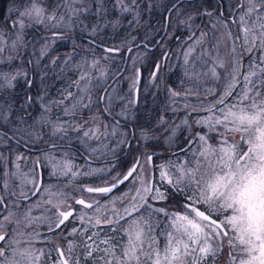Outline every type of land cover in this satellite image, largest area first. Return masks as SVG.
Segmentation results:
<instances>
[{
	"label": "snow or ice",
	"instance_id": "1",
	"mask_svg": "<svg viewBox=\"0 0 264 264\" xmlns=\"http://www.w3.org/2000/svg\"><path fill=\"white\" fill-rule=\"evenodd\" d=\"M93 3L98 19L89 26L80 19V15L91 12ZM184 4L185 0H174L168 11L179 12ZM133 5L139 8L137 0H129L128 3L114 0L113 7H118L120 13L124 14L133 12ZM187 6L190 11L181 23L194 21L197 16H214V11L200 0H187ZM219 6L220 0H217ZM60 7L64 8L63 13H59ZM151 7L149 4V10ZM237 7L244 10L238 20L231 21L239 25V35L230 31L227 33L232 39V59L231 69L224 76L222 90L217 94L214 89H207L205 99L215 97L207 104L203 100L198 103L186 101L185 116L178 123L170 118L165 119L163 115L150 126L139 123V113L133 110L139 103V69L130 88L134 95L121 105L119 111H113L111 96L98 98L105 102L104 112L113 118L112 122L97 123L98 118L93 117V126L83 130L78 140L89 158H116L110 166H89L85 171L77 170L70 152L72 137L68 133L79 132L83 124L89 121L76 125L71 121L62 123L59 115L53 118L51 113L53 108L70 101L62 112L64 116L75 117L81 108L89 107L90 103L85 104V96L76 97L68 88L60 90V99H47L45 78L48 73L40 70V61L47 55V43L41 47L35 61H27L33 64L39 76V90L35 95L31 92L36 86L35 81L32 74L23 70L24 61L17 69L0 71V93L14 90L19 82L24 86L22 102L18 106L15 100L17 93L0 96V123L7 124L11 114L18 111L17 125H23L31 115L29 110L32 107L39 105L41 109L34 123L28 127L10 129L11 136L0 131V143L14 140L17 145L23 142L28 147L29 141L34 143L43 139L42 133L35 130L36 126H48L51 137L60 140L67 138L68 141L67 148L61 151L59 158L52 151L59 150L57 144H51L46 150L48 175L56 178L70 176L72 180L81 175L96 176L100 180V184L95 186L76 185L75 190L80 193L77 198L58 185H44L42 176L35 169L31 176L13 173V176H19L22 185H32L29 194L23 187L19 192L9 191V174L5 172L4 190L16 197L17 206L21 200H30L42 192L47 197L42 203L51 205L56 212L52 216H32V207L41 206L38 202L24 212L22 220H15L16 229L11 234L4 222L0 221V245H3L0 246V264H44V258H50V252L35 247L41 234L35 228L26 233L20 229V225L30 228L42 224L49 232H56L70 218L79 221L80 228L73 227L68 235H79L80 241L77 243L65 237L66 248L56 245L57 259L52 264H217V260L224 257H227L226 264H264V0H238ZM5 12L6 17L0 18V64H11L20 50L27 48L26 31L37 26L49 30L63 28L66 31L79 28L82 33L91 36H97L109 24L113 30L121 26L118 19L107 20L105 0H57L51 11L46 6V0H10ZM223 15V11H220L216 19L227 27V22L221 19ZM133 19H136L135 15ZM205 35L207 33H201V38ZM53 36L65 38L61 32H53ZM88 43L94 44L95 41L89 40ZM196 43H201V40L198 39ZM6 50L8 56L4 55ZM128 50L131 51L130 48ZM103 51L116 53L120 49L104 48ZM193 51L194 48L190 46L184 53L186 65ZM245 57L250 58L247 66L243 63ZM97 63L99 61H93V66ZM51 64L55 65L56 59H51ZM159 67V64L155 65L156 71L151 74L153 81ZM226 67V61L217 55L212 66L202 75L210 74L219 80L221 74L217 68ZM189 71L196 77L201 75L195 72V65L186 69L185 76ZM80 80L86 81L82 91L89 92L91 78L81 75ZM73 86L81 88L80 81L73 82L69 88ZM192 94L198 96L191 90L183 93L185 96ZM181 95V92L169 89L170 103ZM87 99L91 102L90 96ZM170 110L173 113L177 111L175 107ZM117 117L122 118L124 123L121 124V119ZM150 118V114L146 115V120ZM181 133L186 134L184 143L177 144ZM109 138L114 139L115 147H110L106 142ZM91 140L98 144L92 146L89 144ZM162 141L165 150L177 145L172 155L178 163L169 160L166 164L154 165ZM124 150L133 154L132 163L124 172H113L118 154ZM180 153H184L183 159ZM189 155L191 159H188ZM16 159L26 157L18 154ZM35 165L36 168L40 167L39 157ZM121 185L127 190L113 195ZM84 193L92 195L85 199ZM70 199H74L81 208L74 209L68 203ZM0 205L7 207L3 196H0ZM15 216V212L9 211L3 220L11 224ZM160 216L164 217V228L157 232Z\"/></svg>",
	"mask_w": 264,
	"mask_h": 264
},
{
	"label": "flooded vegetation",
	"instance_id": "2",
	"mask_svg": "<svg viewBox=\"0 0 264 264\" xmlns=\"http://www.w3.org/2000/svg\"><path fill=\"white\" fill-rule=\"evenodd\" d=\"M159 1L160 2H158V0H137V3L139 4L138 9L133 5L132 6L133 12L120 14L119 16L114 18L120 21L121 19L126 18L128 21L129 27H132L131 37L133 39L134 45H132L133 47H129V48H133L132 50L135 51L134 59H135V62L138 64L137 66H139L140 62L143 59L142 56L144 55L142 53L148 52V53H153L157 56H160V59L153 63L154 65H153V69L151 72L152 74L153 71L156 70L155 65L159 64L160 66H162V64L165 63L167 59L172 58L174 53H180L181 54L180 56H184V53L191 46L194 48V51L191 53V55L197 52L198 57L200 56L199 58H202L204 54H207L209 52L215 53L216 55H220L223 57L227 56L230 62V64L227 65V68H226L227 74H228V72L231 69V59L232 58L230 55V51H231L232 39L227 35V33L230 31L234 35H239V25L233 24L231 21L232 19L238 20L239 15L244 10L242 8L237 7L238 0H220L219 7H217V0H200L201 3H205L206 5L209 6L210 10L214 11V16L212 18H209L207 16H197L194 21H188L187 23H181V21L186 20V17H187L186 15L188 11H190L187 6V0H185V4L182 7V10L179 12L175 10L171 12L168 11V9L171 7L174 0H159ZM54 2L56 4L57 0H55ZM125 2L128 3L129 0H125ZM105 3L108 8L109 6L112 5V3H114V0H105ZM146 4H147L148 15L147 17L144 16L146 17L144 18L142 17L143 15H141V8L143 6H146ZM149 4L152 5L151 10H149ZM63 11L64 10L61 9L60 7L59 13H63ZM95 11H96V5L93 3L91 5V12L86 13V16L84 18L85 24H88L89 26H91L97 21L98 17L95 15ZM220 11H223L224 13L221 19L227 22V27H225L222 23H219L216 19V17L219 16ZM163 12H164V15H162ZM137 13L138 15H136ZM134 15L136 16L135 20L133 19ZM106 17H107V20L110 21L108 18V12L106 14ZM118 31H119V28L116 30H113L111 25L109 24L108 27L104 28L103 31H101L97 36H91V35H88L87 33H86L87 35H85L84 33H82L80 38L87 44H89L88 43L89 40H93V37L108 38L110 36L112 40H115L117 36L116 33ZM56 32L63 33L65 38L57 39L53 36V33H52L51 34L52 37L55 38L56 40L53 46L48 48L47 55H51L52 59H56V64L51 65V67L55 71L58 81H59V77L63 75L64 76L67 75L70 78L74 77V80L72 81L73 83L75 81H78L76 77L80 78L79 73H81V75H86L87 77L91 78L88 84V87L90 88L91 83H92V71L101 70L104 72L106 71L108 67H110L108 65V60L106 57H104V59L101 60L103 61V63H97L95 64V66H93V59H94L92 57L93 52H96L95 49L103 50L104 48H106L105 45L102 43L101 44L100 43L89 44L90 47L87 45L84 52H80L79 54H77L76 46H75V39L73 40L77 32L74 30L66 31L64 29L60 31H56ZM201 33H207V35L201 38ZM68 37L70 38L68 39ZM210 38L213 40L214 48H211V47L208 48L206 46L207 41ZM198 39L201 40V43L199 44L196 43ZM10 42L11 40L9 39V43ZM174 47L176 48L174 49ZM5 53H7V50L5 51ZM111 54H114V53H111ZM82 57H85V61H82ZM245 59L249 61L250 58L245 57L244 60ZM45 60H46V56L43 59H41L40 68L46 67ZM65 61H67V63H65ZM247 64L248 63H246L245 66H247ZM3 65H4L3 66L4 69L0 67V71L7 72L8 63H5ZM120 67H121V71L118 73V76L121 78L122 75H124V72L122 73V71H124V65L123 66L121 65ZM221 70L222 69H220L217 72L221 74ZM77 71H79V73ZM224 76H223L222 81L221 79L218 80V83H217L218 85L216 84L214 87L211 88V89H214L217 94H219L223 88ZM148 80L149 81L152 80L151 76L148 77ZM124 82L125 81L123 79L120 82V90H119L118 96L109 95L113 98V105H112L113 111L114 110L119 111L121 108V105H123L122 103L123 100H119L117 98L124 97L122 95ZM85 83H86L85 80L84 82L80 81V84H85ZM69 91H71L74 94V96L79 97L75 95V93L72 90L69 89ZM201 96H202L201 98L200 96H198L197 99H205V94L202 93ZM87 97H89L88 94L85 96L84 103L85 104L90 103V106L87 108H81L75 117L64 116L62 112L63 107L70 105L71 103L70 101H65V104L61 105L59 108H54V112L52 113L53 118L59 115L62 123L71 121V123L76 125L82 121H89V123L83 124V127L81 128L79 132L69 131L68 133V136L72 137L70 152H71L75 165L78 166L77 170H80V171H85L88 169V167L85 164H83L82 161L85 160L90 163H93V160L89 159L86 156L85 154L86 150L79 143L78 137L82 135L83 130L88 129L93 126L92 124L93 117L98 118L96 121L97 123H99L100 121H102L103 123H111L113 119L112 117L107 116L104 112L105 102L99 101L98 99H91V102H89ZM60 98H61V95L59 93L58 97L53 98V99L58 100ZM214 98H215L214 96L207 97V99H214ZM121 124H123L122 121H121ZM101 131H103V124H101ZM106 142L109 143L110 147H115L114 139L109 138ZM55 144L58 145L59 150L55 149L53 153L59 158L61 155V151L66 149L68 146L67 138H65L64 140H60L59 138L55 137ZM12 148H13L12 145L8 144V142L3 145L0 144V196L4 197L5 204L7 205V207L0 205V221L4 222V224L6 225L7 231L10 234L14 232V227L16 226V224L14 222L10 224L7 221H4L3 217L7 215L9 211H12L16 213L17 219L22 220L24 212L27 211L28 208L32 206V204H35V201L41 198V193H42V192L37 193V195L33 199H30L27 201L21 200L19 202V206H17V204L15 203L16 197L11 196L5 192L4 187H3V180L5 179V177L3 174L5 172H7L10 176L12 174V167L10 166L11 160L13 158ZM27 153H30L32 156L34 155L33 160H31L32 164L35 163V161L37 160V157H40V158L43 157V155L41 156V153H42L41 149L37 147L28 148ZM18 154H22V153H18ZM18 154H15V156H17ZM22 155L26 157V159H20L16 161L19 162L20 164L19 165L20 173L24 174L27 171H29L28 168H30V163H29L30 159H28V157L25 154H22ZM124 156H125V153L118 154L117 163L121 162ZM115 159L116 158H112L110 160H105V159L98 160L95 163L110 164ZM40 165H42L41 161H40ZM36 169L38 173V168ZM114 171L115 170L113 169V172ZM89 178L90 176L81 175L77 177L75 180H72L70 176H67V177L61 176L59 178H54V180L50 181L49 179H46L43 174V183L52 182L53 184L57 183L58 186H61L62 185L61 183H64V182L68 183L70 186L74 187V191H68V192L65 191V192L69 193L72 197L78 198L80 196V193L79 192L76 193L75 186L76 185L87 186V184L84 182L87 181ZM7 179H10V177L9 178L7 177ZM71 180H72V183L70 184L69 181ZM124 187L125 186H122L120 189L115 191L113 195L119 194L121 191H124ZM90 195L92 194H88V193L83 194L85 199H88ZM100 199L103 200L105 198L100 197ZM68 203L71 204L74 209L79 210L81 208V206L75 204L74 199H70ZM54 211L56 212V209ZM88 211H91V210H88ZM31 214L34 217L48 215L47 212H45L44 208H37V207L32 208ZM44 226L45 225L40 224L38 226L39 228H35L36 226L34 228L35 230L37 229L38 231L40 229H43ZM73 227L80 228V223L79 221L73 220L72 218H70V220L66 223V225L62 226V229L57 230L56 232H49L47 229L46 233L48 235H53L60 231L61 232V233L59 232L60 235L62 234V232L64 235H67L66 233L71 231ZM22 229H26V228H24L23 226ZM68 237H69L68 240H74L77 243L80 241V237H76V236L70 237L69 235ZM0 246H3V245H0ZM40 248H44V246L41 245ZM77 251H79V249H77ZM54 258H56V256H54Z\"/></svg>",
	"mask_w": 264,
	"mask_h": 264
},
{
	"label": "trees",
	"instance_id": "3",
	"mask_svg": "<svg viewBox=\"0 0 264 264\" xmlns=\"http://www.w3.org/2000/svg\"><path fill=\"white\" fill-rule=\"evenodd\" d=\"M54 1L55 0H51L46 3V6L48 7L49 11H51L52 8L55 7L56 4ZM158 2L160 1L158 0ZM9 3H10V0H0V18L6 17L5 9L7 8ZM108 14H110L109 10H108ZM141 15H143L142 17L144 16L147 17L148 15L147 4L146 6H143L141 8ZM162 15H164V12ZM85 16L86 14L82 13L80 15V19L84 21ZM60 30H63V28H56V29L49 30L42 26H37L35 29H28L25 34V41L27 42V48L20 50L19 55L16 56V58L11 62V64H8V71H9L10 69L19 68L22 64V61H24V63L22 64L23 70H26L30 74H32L34 81H35L36 86H34L31 89V92L33 95H35L37 91L39 90L38 86L40 84V81H39V76L34 71L33 64H29L27 63V61L29 59H31L32 61H35L40 54L41 47H43L44 44L47 43L48 48L52 47L56 39L53 38L51 34L53 32L60 31ZM73 30L77 32L73 40L75 39L76 51H77V54H79L80 52H84L87 45L89 47L90 45L84 42L80 38L82 32L79 30V28H74ZM84 34L87 35L86 33ZM131 34H132V27H129L127 19L124 18V19H121V26L119 27V31L116 33L117 36L115 40H112L110 36L108 38L93 37V40L95 41V43H100V44L102 43L105 45L106 48L117 47L120 49V51L114 54H111V53H106L103 50L95 49L96 52H93L92 54V57L94 58L93 61H99V63H103V61L101 60L104 59V57H106L108 60V65L110 67H108L106 71L104 72L101 70L92 71V83L89 88L90 89L89 93H85L84 91H82L84 84H80L81 88H76L75 86L69 88V85L73 84L72 81L74 80V77L70 78L67 75L65 76L63 75L59 77V81H58L55 71L51 67L52 56L46 55V60H45L46 67L40 68V70L46 71L48 73V75L45 78L47 89H48L47 99L50 101V100H53V98H57L60 93V90L65 89V88L72 90L77 96H86L88 94L91 97V99H98L101 96H104L107 98L109 95L118 96L119 90H120V82L122 79L125 81L124 86H123L122 95L124 96L125 99H129L133 97L134 93L130 91L131 87L129 88L128 86V84L132 85V82L130 81L129 83L128 81L129 80L128 76L131 75L132 77V75L134 74L133 72L135 71L136 73V70L139 68V73L141 74V82H140V87L138 91L139 103L133 109L134 111L139 113V116H138L139 123L150 126L161 115H163L165 119L170 118L171 121L178 123L179 120L185 116L184 104L186 101L190 103H198L199 101L203 100V102L207 104L208 100H211V99H197V97L200 96L201 98L202 93L205 94L207 89L214 87L218 83V80L215 78H212L210 74L208 76L202 75L204 72H207L209 67L212 66V61L217 57L215 53L209 52L207 54H204L202 58H199L200 56L198 57V53L195 52V54H192L190 56L188 65L184 63V56H180L181 55L180 53H174L171 59L170 58L167 59V61L163 63L162 66L159 67L156 78L152 82V80L150 81L148 80V77L151 76V72H152L153 65H154L153 63L155 61H158L160 59V56H157L153 53H148V52H147L148 54L142 53L144 56H142L143 59L140 62L139 66H137L138 65L137 63H135V66H133L132 68L131 65H133L132 60L134 58L135 51L132 50L133 48H130L131 51L128 50L129 47H133L132 45H134ZM69 38L70 37H68V39ZM206 46L208 48L210 47L214 48L213 40L211 38L207 41ZM175 48L176 47H174V49ZM8 55H9V52H8ZM221 57L226 61L227 65L230 64L227 56H224V57L221 56ZM82 61H85V57H82ZM243 63L244 64L248 63L247 59H245ZM121 65L122 66L124 65V71H122V73L124 72V75H122V77L120 78L118 76V73L121 71V67H120ZM193 65H195V72L201 75L199 77H196L192 71H189L188 76H185L186 69H191ZM3 66H4L3 64L0 65V67L2 68ZM226 68L221 70V78H220L221 81L223 79V76L227 74ZM220 69L221 68H217V71H219ZM77 72L79 73V71ZM79 74L81 76V73ZM134 78H135V75H134ZM76 79L80 80V78L78 77H76ZM80 81L84 82V80H80ZM169 89L182 93L181 96L173 98L174 103H170ZM186 90H191L193 93H198V96L195 94L188 95V96L183 95V93ZM13 92L18 94L15 96L16 104L18 106L22 102L23 93H24V86L22 82L17 83V87L14 90L5 91L3 93H0V96H12ZM125 99L122 101L123 104H126ZM171 107H175L177 111L173 113L170 110ZM166 109H169V110H166ZM29 111L31 112V115L26 118L25 124L17 125L16 121L20 113L18 111H14L11 114L10 120L7 124L0 123V130L3 132H7V134L11 136L12 132L10 131V129L17 127V126L26 128L28 127V125L33 124L34 118L39 116L41 109L39 105H36L32 107ZM53 112H54V108L52 110V113ZM148 114H150L151 118L146 120V115ZM201 115L203 114L201 113ZM119 119H121L122 123H124V120L122 118H119ZM35 130L40 131L42 133L43 139L36 141L34 143L32 141H29L28 147H25L23 142L17 145L14 140L8 141V144L12 145L13 147L12 148L13 158L10 164V166L12 167V174L17 173V172L20 173V168L16 167L17 165H20V164L19 162L16 161L17 159H16L15 154H18V153L25 154L28 157V159H30L29 161L30 166L33 167L31 174H33L34 169L37 173L35 163L33 164L31 163V160H33L34 155L32 156L30 153H27L28 148L37 147L41 149L42 151L41 156L42 155L45 156L46 150L49 149V146L55 143V137L50 136V127L45 126L43 128H40L37 125ZM22 135H26V133H22ZM185 135H186L185 133H181L178 135L177 144L184 143ZM0 144L3 145L5 143H0ZM89 144L95 147V145L98 144V142L95 140H91L89 141ZM165 148L166 146L163 144V141H162L158 149L159 155L156 158H154V161H153L154 165L166 164L169 160H173L174 158H176L175 156L172 155V151L176 150L177 145H173L171 150H165ZM54 150L55 149H53L52 151ZM121 153H125V156L121 162L117 163V166L114 170L124 172L129 167V165L132 163L133 154H130L127 150L119 152V154ZM85 154L88 157L87 151H85ZM179 155L180 156L184 155V153H180ZM89 159L93 160V163H90L85 160L82 161V163L85 164L88 168L91 164L96 167H100V165L102 164H98L95 162L98 160H104L103 157L89 158ZM39 160L41 161V163H43L42 158H40ZM110 165L111 163L103 164V166H110ZM38 173L42 176V178L44 174L45 178L49 179L48 171L43 165H40V167L38 168ZM12 174L11 176L10 175L8 176V178L10 177V179H8L9 180V191L18 192V188L21 185L19 178H18L19 176H13ZM50 183L44 182L45 185L50 184ZM84 183H86L87 185L95 186V185L100 184V180L99 178H96V177L92 178L91 176ZM61 184L64 185L65 182ZM125 189L126 188L124 187V190ZM63 190L67 192L74 191V187L69 186L68 184V187L63 188ZM77 192L78 191H76V193ZM172 207L175 208V205H172ZM158 219L161 221V223L159 225V228H157V232H159L160 229L164 228V217L160 216L158 217ZM59 232L53 235H48L46 233V235L44 236L46 237V239L44 238L45 241H47L45 243L46 248L50 250L48 251L51 254L50 256L55 255L57 257V254L54 250L56 246V241H59V244L61 247L66 248L65 237L69 239L68 237L69 232L66 233L67 235H65L64 237H60L61 232L60 233ZM222 260L223 258H220L217 261L221 262Z\"/></svg>",
	"mask_w": 264,
	"mask_h": 264
},
{
	"label": "rangeland",
	"instance_id": "4",
	"mask_svg": "<svg viewBox=\"0 0 264 264\" xmlns=\"http://www.w3.org/2000/svg\"><path fill=\"white\" fill-rule=\"evenodd\" d=\"M48 1H51V0H46V3L48 2ZM113 4L114 3H112V5L111 6H109V12H110V14H108V18H109V20L110 21H114V20H117V19H114V18H116L117 16H119L121 13H120V11H119V8L118 7H113ZM76 6H78V7H80V5H76ZM61 9H63L64 10V8L63 7H61ZM64 12V11H63ZM112 16V17H111ZM8 54V51H7V53H4V55L5 56H8L7 55ZM133 65H131V67L133 68V66H135V59L133 58ZM1 65V64H0ZM131 68V69H132ZM134 74L132 75V77H131V75H129L128 76V81H129V83H130V81L132 82V79H134V75H135V71L133 72ZM131 79V80H130ZM128 86H129V88L132 86V85H129L128 84ZM125 102L127 103V99H125ZM193 150H195V148L193 149ZM181 157V159H183L184 158V155H181L180 156ZM42 158V160H43V163H42V165L45 167V165L48 163L47 162V160H46V155L45 156H43V157H41ZM188 159H191V156L189 155L188 156ZM172 161H174V162H179V161H177V159L176 158H174ZM33 166V165H32ZM90 167L91 168H102V167H105V166H103V164L102 165H100V167H96V166H94V165H90ZM32 168L33 167H31L30 166V168H29V171H25L29 176H31L32 174ZM46 169H47V171L49 172V168H47V167H45ZM49 176V175H48ZM91 177V176H90ZM96 176H92V178H95ZM19 178V177H18ZM54 178H56V177H51V176H49V180L50 181H52V180H54ZM96 178H98V177H96ZM17 179V178H16ZM19 181H20V178H19ZM69 183L71 184L72 183V180L71 181H69ZM21 184V183H20ZM50 184H52V185H57V183H55V184H53L52 182L50 183ZM46 185H48V184H46ZM70 186V185H69ZM21 187H23V189L25 190V191H27V192H29V194H31V188H32V185H29V184H21L20 186H19V188H18V192L20 191V188ZM61 188H67L68 187V184L67 183H65L64 185H61L60 186ZM54 191L56 190L55 188L53 189ZM127 189H125L124 191H126ZM65 191V190H64ZM44 199H47V197L45 196V195H43L42 193H41V198L40 199H38L37 201H35V204L36 203H38V202H40L41 203V206L40 207H37V208H44L45 209V212H47V214H48V216H52L54 213H55V209L54 208H52L51 207V205H47V204H43L42 203V201L44 200ZM32 205H34V204H32ZM32 207V206H31ZM32 208H36V207H32ZM47 210V211H46ZM44 211V210H43ZM14 220H13V222L15 223V220H17V217L15 216L14 218H13ZM24 225L23 224H21L20 225V229L21 230H23V231H25L26 233H29V232H32L33 231V228L35 227V228H39L38 226L39 225H33L32 227H30V228H26V229H22V227H23ZM16 229V226L14 227V230ZM46 230H47V227L46 226H44L43 227V229H40V230H38L37 231V229H36V231L37 232H39L41 235H40V237L38 238V241L35 243V247H37V248H40V246L41 245H43L44 246V249H45V251L46 252H48V251H50V250H48L47 248H46V244L44 243V244H42L40 241H43V239L45 238L46 239V237H44L45 235H46ZM68 233V232H67ZM65 235L62 233L61 235H60V237H64ZM71 237V236H70ZM76 237H80L79 235H76ZM45 239H44V241H45ZM52 240V239H51ZM161 242L163 243V238L161 237ZM56 245H60L59 244V241H56ZM56 247V246H55ZM51 255V254H50ZM55 256V255H54ZM54 256H50V258L48 257V256H46L45 258H44V264H52V261H54V260H56L57 259V257L56 258H54ZM226 260H227V257H224L223 258V260L221 261V262H218L217 261V264H226Z\"/></svg>",
	"mask_w": 264,
	"mask_h": 264
},
{
	"label": "water",
	"instance_id": "5",
	"mask_svg": "<svg viewBox=\"0 0 264 264\" xmlns=\"http://www.w3.org/2000/svg\"><path fill=\"white\" fill-rule=\"evenodd\" d=\"M140 82H141V75H140V77H139V85L137 86L138 90H139V87H140ZM122 186H124V185H121V187H122ZM121 187H120V188H121ZM120 188H119V189H120ZM117 190H118V189H117ZM117 190H116V191H117ZM34 197H35V196H32L31 199H33Z\"/></svg>",
	"mask_w": 264,
	"mask_h": 264
}]
</instances>
